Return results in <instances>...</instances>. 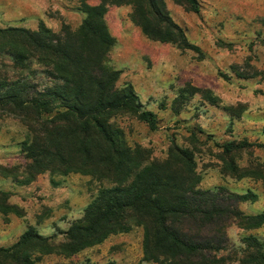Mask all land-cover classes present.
<instances>
[{"label":"trees","instance_id":"16d2710c","mask_svg":"<svg viewBox=\"0 0 264 264\" xmlns=\"http://www.w3.org/2000/svg\"><path fill=\"white\" fill-rule=\"evenodd\" d=\"M80 1L82 19L75 30L61 25L52 32L42 23L35 30L0 28V56L8 58L16 73L13 79H0V113L13 116L27 131L20 143L28 161L26 178L18 184L49 171L87 175L108 185L85 205L80 219L59 233L63 241L54 245L51 237L27 227L13 244L0 247V264H35V254L70 257L133 227L142 230L143 262L264 264V241L257 236H242L239 247L227 245L229 223L245 231L264 224V211L245 215L238 209V204L255 200L253 193L198 188L192 150L172 145L163 160H150L144 149L125 143L112 121L129 114L148 130L157 129L155 114L143 108L130 85L116 86L118 72L105 63L114 43L104 23L107 6H129L130 21L150 41L194 49L169 17L164 0ZM170 1L199 12L197 0ZM31 64L47 79L41 88L22 76L33 73ZM198 92L180 89L179 98L187 101ZM250 146L225 142L220 148L228 156ZM225 167L238 176L233 161ZM8 198L0 191L2 216L15 210Z\"/></svg>","mask_w":264,"mask_h":264},{"label":"rangeland","instance_id":"374dc122","mask_svg":"<svg viewBox=\"0 0 264 264\" xmlns=\"http://www.w3.org/2000/svg\"><path fill=\"white\" fill-rule=\"evenodd\" d=\"M193 14L164 0L171 20L184 32L194 49L179 50L170 44L146 39L130 21L126 5L107 6L104 23L114 43L105 56L106 65L118 72L117 87L130 85L145 110L155 114L154 131L132 115L112 121L125 143L140 147L150 160H163L172 145L193 152L195 174L202 190L224 187L237 193L251 192L255 200L238 204L245 215L264 211V0H197ZM80 0H0V28L35 30L42 23L52 32L61 25L75 30L82 19ZM96 5L98 1H86ZM22 76L37 84L47 83L38 66L31 64ZM10 61L0 56V79H13ZM193 87L187 101L180 89ZM27 131L11 115L0 113V191L9 194L15 210L0 214V247H8L32 227L50 242L63 241L59 233L80 219L82 209L106 187L105 181L69 173L44 172L26 184L28 161L20 143ZM225 142L253 146L224 155ZM233 161L238 176L226 170ZM254 235L264 241V224L245 231L229 223L227 245L240 246V238ZM142 230L108 236L100 244L76 255L35 254V264H151L142 261Z\"/></svg>","mask_w":264,"mask_h":264}]
</instances>
